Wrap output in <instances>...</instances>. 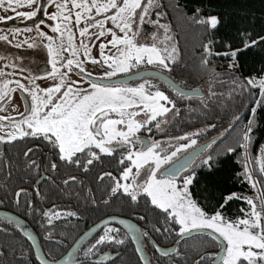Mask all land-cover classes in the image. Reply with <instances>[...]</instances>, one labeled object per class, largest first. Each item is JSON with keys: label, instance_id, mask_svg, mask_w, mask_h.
<instances>
[{"label": "snow or ice", "instance_id": "6c2138e0", "mask_svg": "<svg viewBox=\"0 0 264 264\" xmlns=\"http://www.w3.org/2000/svg\"><path fill=\"white\" fill-rule=\"evenodd\" d=\"M49 7H54L55 11L48 12ZM161 7L163 6L159 0H47V3L44 0H0V10L13 13L10 16L0 15V23L17 18L32 21L30 26L26 25L22 29L11 28L9 30L11 40L9 34H0V41L12 44V40L17 36L35 32V37L21 40L13 47L19 49L25 44L28 49L39 47L36 42L38 37L41 42L46 41L42 46L51 65V71L46 75L29 74L24 77L30 87L20 80L0 79V101H5L6 98L10 100L11 94L17 89L27 93L31 98V103L25 110L17 113L19 119L0 115V143H12L25 138L37 141V146L28 147L23 156L26 173L41 174L42 179L50 177L41 173L44 167L42 162L30 157L35 151L44 148L50 156L45 170L50 169L53 173H57L62 165L70 170L88 173L97 162L103 163V157L116 160L118 176L113 175L111 171L103 172L98 177V182L103 183L107 178L110 181L106 188L108 194L113 197L122 194L133 204H137L141 197L146 198L145 203L150 204L156 216V224L160 225L153 224V231L162 236L174 237L175 246L161 247L152 240L148 232H141L136 225L125 220H120L119 223L126 225L137 243L140 242V236L147 237L155 252L161 257L175 254L186 260L190 259L192 264H264V198H260L258 210L253 199L232 193L223 198V203L216 211L209 213L199 206L190 191L195 173L180 175L188 169L195 157L206 148H212L217 141L213 139L208 144L194 148L193 146L197 145L196 137L201 135L202 129L174 136L166 141L151 139L153 127L157 131H163L161 126L166 121L159 119L160 117L170 112L176 114L180 112L174 99L144 78L154 73L139 71L141 65H148L171 73L179 59L177 48L169 45L172 38L168 35V27L160 23L162 15L166 13L155 11L156 19H150L153 11ZM21 8L29 10L20 11ZM199 13L200 9H196L192 17L195 23L207 25L212 29L217 27V17L205 19L201 18ZM41 14L44 18H41ZM109 23L112 25L111 28L107 27ZM144 23L163 29V37L153 33L151 43L140 42L137 37L140 34V25ZM42 26L58 35H48L42 30ZM114 29L122 35H118ZM77 34L81 38L79 44L75 42ZM105 36H110L111 39L106 43H100V59L91 57L90 46L84 43L85 38L91 42ZM261 41H264V36L257 40H248L244 48L253 47ZM109 45L115 52L105 55L104 50ZM204 51L205 56L201 58V64L206 66L209 63L207 57L212 55L210 44L204 45ZM238 51L216 54L230 55L233 58L228 65V70L231 71L237 67L235 58ZM65 53L68 54L67 57ZM14 59L19 61L22 57L17 56ZM0 60L8 61L9 58L0 56ZM101 61L107 68L102 76L93 77L92 73L86 71V63L97 65ZM8 67L19 68L21 73L26 71L25 68L9 61L0 68V78L14 75L11 72L5 73L4 68ZM133 69H137L133 75L143 79V82L135 87L127 86L122 79H112ZM73 71L79 77L78 80L71 78ZM41 80H53L55 83L41 87L36 83ZM13 84L15 87H10ZM82 84H86L87 87H83ZM231 84L230 95L233 96L237 94L242 96L245 93L251 95L252 88L260 89V97L255 100L256 106L251 108L250 116L237 141L238 147L245 150V159H248V149L253 144V133L259 123L257 117L259 115L260 119H264V112L258 111L264 106V77L250 76L244 80L233 77ZM171 87L177 96L187 98L188 94L175 83H171ZM193 91L199 94L198 89ZM216 95L217 93L210 92V97ZM204 107H208L206 102ZM4 110L0 106V111ZM240 119L239 115L235 116L229 127L233 128ZM207 127L213 129L216 125L208 124ZM142 131L149 136L140 135ZM188 149L193 151L181 158L180 154L187 152ZM235 151L236 148L231 146L226 149L227 153ZM213 160V154L209 153L201 161V165L211 169ZM255 163L259 165L260 174L264 176V145L260 146ZM165 165L168 167H164ZM5 166L9 168L10 178L12 175L10 162ZM244 175L253 188L260 183L253 179L248 164H245ZM77 180V176L69 175L62 183L68 186ZM39 183L37 180L36 185ZM9 194L13 195V203L17 206L21 204L22 198L29 195L24 188ZM36 196L43 199L38 188ZM234 199L244 200L249 205V210L241 209L243 217L228 219L222 210ZM3 202L0 200V204ZM24 203L29 214L40 211L48 225H52L54 219L77 215L76 212L62 210L55 204L51 208L38 210L33 200L25 199ZM104 203L107 204L108 200ZM4 215L7 216L8 224L16 220L14 216ZM136 218L146 220L145 215H137ZM112 219L115 218H110ZM110 220H104L90 230L95 232L101 225L104 226L103 234H99L94 238V242L83 249L82 260L78 259L81 250L73 245L72 250L61 260L48 261L41 258L40 264H100V260L93 257L98 255L101 245L112 243L120 245L125 242L124 239L113 235L114 232H119L118 228L107 227ZM20 226L17 220L16 227ZM201 235L211 237L210 242L219 241V251L208 252L203 241L199 239ZM50 236L51 233L46 238ZM28 239L31 237L28 236ZM83 239L81 236L80 240ZM192 239L197 240L198 244L188 245V241ZM182 242L186 245L184 251L177 247ZM55 243L60 244L61 241L57 240ZM76 243L79 244L80 241ZM212 246L215 247V243ZM136 251L143 264H151L145 260L141 248L138 247ZM103 255L107 256L106 253Z\"/></svg>", "mask_w": 264, "mask_h": 264}, {"label": "trees", "instance_id": "16d2710c", "mask_svg": "<svg viewBox=\"0 0 264 264\" xmlns=\"http://www.w3.org/2000/svg\"><path fill=\"white\" fill-rule=\"evenodd\" d=\"M159 3L163 7L155 9L150 19H156L155 11L166 13L162 15L160 23L169 29L168 35L172 38L169 45H174L179 52L174 70L171 73L165 72L182 88H202L203 96L181 98L160 84L159 89L176 101L180 112L168 113V124L158 136L170 139L202 129L201 135L196 137L197 144L219 136L216 140L217 144L209 149L190 172L195 173L194 182L190 185L194 200L205 211L212 213L219 208L227 195L236 193L244 197L249 189L248 180L244 175L242 149L238 147L237 141L250 116L251 108L256 106L255 100L260 97V91L252 88L251 95L248 93L242 96L230 95L231 80L233 77L244 80L250 76L264 75V41L253 47L244 48L246 41L257 40L264 36V0H159ZM196 9H200L201 18L217 17V27L212 29L207 25L195 23L192 17ZM141 27L146 34L158 33L161 38L163 37V29H158L156 25L144 23ZM206 44H210L212 55L209 56L211 60L207 57L209 63L204 66L201 64V58L205 56ZM236 50H239L235 58L237 67L229 71L228 68L221 66V60L225 59L224 57L228 59L230 55L223 56L216 53ZM210 92H215L217 95L210 97ZM205 102L208 104L207 108L204 107ZM258 111L264 112V106ZM237 115L241 117L240 121L230 128L231 122ZM257 118L259 123L254 130L253 144L248 149V154L252 160L253 171L260 179L264 197V176L260 174L259 165L255 163L258 150L264 145V119H260L259 115ZM208 124H215L216 127L209 129ZM229 146L236 148V151L227 153L226 149ZM209 153L214 156L211 169L201 165V161ZM145 200L146 198L141 197L139 202L134 204L135 211H144L146 215L156 217L150 204H146ZM244 207V200L234 199L229 201L222 211L226 218L235 219L241 216V209ZM169 238L171 237H167V242ZM171 239L170 242L173 243L175 238ZM199 239L203 241L208 252L217 249V245L213 247L214 242H210L211 239L207 235H201ZM10 240L11 238L7 240L0 233V249ZM18 241L24 243L21 239ZM9 243L10 245L6 246L8 254L4 253L6 256H0V264H27L28 258L15 259L12 255L13 244ZM192 244H198V241L189 240L188 245ZM24 246L22 245L21 248L23 249ZM185 247L183 242L182 251ZM180 258L176 259V262L184 261L185 264H192L190 259Z\"/></svg>", "mask_w": 264, "mask_h": 264}, {"label": "flooded vegetation", "instance_id": "af4514ba", "mask_svg": "<svg viewBox=\"0 0 264 264\" xmlns=\"http://www.w3.org/2000/svg\"><path fill=\"white\" fill-rule=\"evenodd\" d=\"M44 2L46 3V1ZM41 18H44L43 14H41ZM48 23L53 22L48 21ZM31 24L32 21H25L22 18L10 20L6 23H0V34H7L13 27L22 29L26 25L30 26ZM35 35V32L23 33L22 36L24 37L22 40L35 37ZM9 39H12L10 34ZM18 42L19 41L12 40V44H9L6 41H0V56H6L9 58L8 61L0 60V68H3L4 64L9 61L25 68L26 71L22 73L19 71V68L12 67L4 68V71L5 73H14V75L8 76V78L20 80L21 83L30 87L28 80L24 79V77L29 76V74L32 76H43L50 72L47 52L42 46H40V43L42 42H40L38 37L36 38V42L39 47L33 49H28L26 44L19 49L13 47V45ZM29 42H31V40H29ZM17 56L22 57V59L19 61L15 60L14 58ZM146 70H157L167 74L165 71L154 68L153 66L141 65L139 68V71ZM136 71L137 69H133L129 73H120L118 74V77L129 76ZM73 73L75 74L74 71ZM146 79L158 88H161L160 84L167 87L154 79ZM38 82L39 81L36 83ZM142 82L143 80L133 81L127 86L134 87ZM10 87H15V85H10ZM15 92L22 102L23 108L21 112H23L26 106L31 103V98L27 95V93H24L19 89ZM5 102L6 99L5 101H0V106L3 107ZM15 118L19 119V116L16 115ZM161 120L166 121L161 126L164 130L168 124L169 115L167 114L161 118ZM161 132L163 131H157L153 127L151 139L161 141L169 140L159 137L158 134ZM140 135L145 137L149 136L148 133L143 131ZM173 143L175 142L173 141ZM37 144L38 142L32 140L31 138L16 140L12 143H0V200L4 201L0 204V213H3L0 214V229H6L5 231H0V233L7 240L11 238L9 242L13 244L14 250L12 251V255L16 260L28 258L27 264H40L41 258L48 261H59L64 258L70 250H72L73 245L81 250L78 253V259L82 260L83 249L89 246L90 243L94 242V238H97L99 234H103L104 226H101V228L96 229L95 232H91L87 235H85V233H88V231L101 221L109 218L122 219L136 225L141 232H148L152 240H155L161 247L167 248L175 246L174 242H170L172 237L169 238L167 242L166 236H162L153 231V224H156V217L146 215L144 211H135L134 204L122 194H118L115 197L110 196L108 191H106V188L110 183L107 178L103 183L98 182V177L103 172L111 171L113 172V175L118 176V172L116 171V160H113L111 157H103V163L97 162V164L94 165L92 170L88 173H84L82 170H70L63 165L57 173H53L50 169L45 170L49 163L50 156L47 149L44 148L42 150L35 151L30 157L38 162H42L44 167H42L41 173L46 177H50V179H42L41 174L26 173L25 157L23 156V152L26 151L28 147H36ZM189 150L191 149H188L187 152ZM184 153H181L180 156ZM118 158L119 155L117 154V160ZM201 159H199L196 164ZM9 162L12 173L10 178L8 177L9 168L5 166L8 165ZM167 166L168 165H165L164 167ZM194 167L183 175L190 173ZM69 175L77 176L78 180L74 184L65 186L62 181L67 179ZM37 180L40 181L38 185H36ZM20 188L26 189L29 195L22 198L21 204L17 206L13 203V195L9 193H14L15 190ZM36 188L39 189L43 199L36 196ZM25 199L33 200L35 207L38 210L51 208L53 204H55L62 210L74 211L77 215L74 217L54 219L53 224L48 225L46 220L42 217L40 211H35L29 214V210L24 203ZM105 200H108L107 204L104 203ZM4 214L14 216L16 220H14L12 224H8L7 216ZM137 215H145L146 220H138L136 218ZM17 220L21 225L19 228L16 227ZM156 226L160 225L156 224ZM107 227L114 229L118 228L119 232H114L113 235H116L119 239H124L125 242L120 245L114 243L101 245L98 255L93 257V259H99L100 264H143V261H141L140 256L136 251V247L142 249L145 260L150 261L151 264H185L184 261L181 263L176 262V259L181 258L175 254L169 257H161L155 252V249L148 241L147 237L140 236V242L137 243L124 224H120L119 222L112 220L109 222ZM49 233H51L50 238H46L49 237ZM28 236L31 237L33 242L27 238ZM81 236L84 237L83 240H80ZM18 239H21V242L24 241V243H20ZM57 240H60L61 243H55ZM78 240L80 241L79 244L76 243ZM9 242L0 249V256H6L4 253H6V246L10 245ZM214 243L217 245V249L210 252H217L219 250V244L216 242ZM182 244L183 242L181 245L177 246L181 251ZM22 245H25L23 249L21 248ZM105 253L107 256L103 255Z\"/></svg>", "mask_w": 264, "mask_h": 264}, {"label": "rangeland", "instance_id": "374dc122", "mask_svg": "<svg viewBox=\"0 0 264 264\" xmlns=\"http://www.w3.org/2000/svg\"><path fill=\"white\" fill-rule=\"evenodd\" d=\"M46 1L47 3V0H44ZM20 11H28L29 9L27 8H21L19 9ZM48 12H53L55 11V8L54 7H49L48 9ZM0 15L2 16H10V15H13V13L11 11H3V10H0ZM208 17H212V16H206V17H203V18H208ZM21 19V18H20ZM54 23V22H53ZM107 27L111 28L112 25L109 23L107 25ZM42 30L45 31L48 35H58V34H54L50 31L49 28H46V27H43L42 26ZM115 30V29H114ZM117 31V34L118 35H122L121 33H119L118 30H115ZM7 34H10L9 32ZM153 33H150V32H147V34L144 32V30L142 29L141 25H140V34L139 36L137 37V39L140 41V42H147V43H151V35ZM11 36V35H10ZM24 36L22 35H19L16 37V41H21L22 38ZM111 37L110 36H105V37H102L100 40H93L91 42H89L86 38L84 40V43L86 44H89L90 46V55L91 57L93 58H96V59H100V48H99V45L100 43H106L108 40H110ZM81 38L78 36H76L75 38V42L77 44H79ZM41 42V40H40ZM42 43H46V41L42 42ZM42 43H40V46H42ZM43 47V46H42ZM111 50V51H110ZM46 51V50H45ZM81 51V59L83 58L82 56V53H83V49L80 50ZM105 51V55H109V54H112L115 52V49H112L111 48V45H109V47L107 49L104 50ZM66 57H67V53L64 54ZM224 56V55H223ZM211 57V56H210ZM209 57V60H211V58ZM225 59L221 60V66L224 67V68H228V65L229 63L232 61V57L230 56L228 59L226 57H224ZM49 64V63H48ZM143 66H146V65H143ZM49 67H50V71H51V65L49 64ZM85 68H86V71L87 72H90L92 73L93 77H98V76H102L103 73L107 70L106 68V65L103 64V62L101 61L100 64H97V65H93L91 63H86L85 64ZM61 71H64V69H61ZM75 72V71H74ZM261 77H264L261 76ZM71 78L74 79V80H78L79 77L77 75H75L74 73H71ZM114 78V77H113ZM260 78V77H258ZM0 79H8V80H13L12 78H8V76H5L3 78H0ZM53 83H55V81L53 80H41L38 82V84H40L41 87H47V86H50L52 85ZM83 87H87L86 84H82ZM135 87V86H134ZM197 89V88H196ZM202 89V88H201ZM259 91L260 89L257 88ZM203 90V89H202ZM12 98L10 100H8L6 98V102L4 103L3 105V108L5 109L4 111H0V115L2 116H11V117H15L16 115H18L17 113L18 112H21L22 111V102L19 98V96H17L16 92H13L11 94ZM15 109V110H14ZM163 118V117H162ZM243 153V154H242ZM241 155H243V159H244V167H245V164H248V167L252 173V176H253V179L254 180H257L260 182V179L255 175L254 171H253V166H252V160L250 158V155L248 154V159H245V150L242 149V152H241ZM199 164V163H198ZM186 175V174H185ZM248 192L247 194L244 196V197H248V198H251L253 199L256 203H257V206H258V210H259V206H260V198H264L263 197V191H262V187H261V182L257 184V186L255 188L252 187V185L249 183L248 181ZM245 210H249V205L245 202V207H244ZM244 216V213L242 212L241 216L240 217H243Z\"/></svg>", "mask_w": 264, "mask_h": 264}, {"label": "water", "instance_id": "95a60500", "mask_svg": "<svg viewBox=\"0 0 264 264\" xmlns=\"http://www.w3.org/2000/svg\"><path fill=\"white\" fill-rule=\"evenodd\" d=\"M141 72H150V73H154V75H150V76H146L144 78H150V79H154L156 81H159L160 83L166 85L173 93H175L171 87V83H175L178 87H180L181 89H183L187 94V98H192V97H196V98H199V97H202L203 95V90L201 88H197L199 90V94H196L193 90H196V89H185V88H182L181 86H179L176 81L174 79H172L170 76H168L167 74L163 73V72H160V71H157V70H146V71H141ZM117 79H122L126 82V84L128 85L130 82H133V81H140V80H143L142 78L140 77H137L133 74L129 75V76H123V77H117V78H113V80H117ZM176 94V93H175ZM219 136H216V137H213L211 139H209L208 141L204 142V143H201L199 145H197L196 147L194 148H198L200 145H205V144H208L210 143L213 139L217 140ZM210 148H206L205 151L203 153H201L200 155H198L197 157H195L191 163L189 164L188 166V169L186 171H183L180 175H183L184 173H186L187 171H189L192 167H194V165L196 164V162L201 159L202 157L205 156V154L207 153V151L209 150ZM193 151V149L189 150L188 152L184 153L182 156H180L181 158H183L184 156L188 155V153H191ZM168 167V166H167ZM0 214H3V213H0ZM105 220H110L109 219H105ZM116 222H119L120 220L122 219H112ZM110 220V221H112ZM104 221V220H103ZM102 222V221H101ZM98 223V224H101ZM127 223H129L128 221H126ZM125 225V224H124ZM103 226V225H101ZM95 227V226H94ZM93 227V228H94ZM92 228V229H93ZM93 231H88L87 234L91 233ZM28 238V237H27ZM211 238V237H210ZM31 242H33L31 239H29ZM216 243H220L219 241H216ZM137 249V247H136ZM219 251V250H218Z\"/></svg>", "mask_w": 264, "mask_h": 264}]
</instances>
